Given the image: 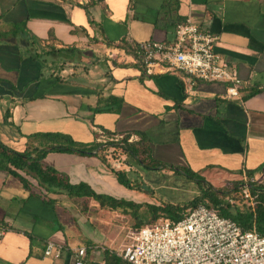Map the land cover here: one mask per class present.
<instances>
[{
	"label": "crops",
	"instance_id": "0c3cea01",
	"mask_svg": "<svg viewBox=\"0 0 264 264\" xmlns=\"http://www.w3.org/2000/svg\"><path fill=\"white\" fill-rule=\"evenodd\" d=\"M0 15L4 33L25 23L21 35L0 40V142L8 148L39 147L42 133L90 144L101 128L116 138L144 132L152 158L189 167L214 187L264 181V0H0ZM189 16L218 37L216 51L246 83L240 99L182 72L147 75L118 47L170 43ZM42 163L97 194L157 205L120 185L97 156L50 152ZM17 172L29 188L0 169V264H75L72 251L83 247L84 264H106L108 252L121 258L119 227L134 224L130 215L47 192ZM47 241L65 247L59 259L44 256Z\"/></svg>",
	"mask_w": 264,
	"mask_h": 264
},
{
	"label": "built area",
	"instance_id": "2783aa9c",
	"mask_svg": "<svg viewBox=\"0 0 264 264\" xmlns=\"http://www.w3.org/2000/svg\"><path fill=\"white\" fill-rule=\"evenodd\" d=\"M217 39L189 16L177 24L172 42L131 43L132 56L147 75L182 72L189 79L222 83L228 99H240L246 83L236 68L216 51ZM101 139L103 143L112 140L102 136ZM133 140V137L129 139ZM112 151L109 149V157ZM112 168L120 170L113 165ZM243 182L241 194L253 206L254 197L248 185L253 181L246 178ZM64 251L61 244L45 243V257L59 259ZM72 252L75 264H84L86 249ZM119 255L127 264H264V236L255 229L243 230L218 211L199 204L178 221L159 219L128 229Z\"/></svg>",
	"mask_w": 264,
	"mask_h": 264
},
{
	"label": "trees",
	"instance_id": "16d2710c",
	"mask_svg": "<svg viewBox=\"0 0 264 264\" xmlns=\"http://www.w3.org/2000/svg\"><path fill=\"white\" fill-rule=\"evenodd\" d=\"M12 25V30L9 33L0 31V40L6 39L9 35L17 37L23 33L25 28L24 22L14 23ZM118 47L128 54L134 53L133 45L128 41H121ZM29 54L32 59L40 60L37 53ZM254 93L255 91L252 92V94ZM8 117L9 112L5 111V122L8 120ZM101 132L99 134L94 132V141L90 144L76 142L70 135L63 133L35 134L44 144L35 147L29 143L27 148L22 152L12 150L0 142V169L8 171L17 177L24 188H29V182L17 172L18 170L33 177L38 185L47 192L64 194L71 198H93L101 206H105L111 211H120L122 214L130 215L134 220V227L149 225L159 219L178 221L185 213L197 207L199 204H205L208 208L218 211L222 217L233 220L243 230L255 229L259 234L264 236V181L260 183L254 181L248 184L250 193L254 197V205L252 206L241 194V187L244 185L242 180H232L228 181L222 187H214L200 176L199 173L189 167L175 166L152 158L149 139L144 132H125L120 134V139L117 140H115V136L118 135L117 132H112L104 128H101ZM101 135L106 139L112 140H106L103 143L101 140H98ZM133 135L137 138L129 141ZM111 148L113 149L111 157H116L121 153L131 158L136 165L144 170L167 169L176 174L184 175L198 185L200 194L190 202L181 205L171 203H161L159 205L150 203L137 204L132 201L117 200L108 195L97 194L85 183L73 185L69 182L66 175L42 163V160L50 152L75 153L82 156L94 155L115 175L120 185L126 189L136 190L153 196L147 188L134 182L124 170H115L112 168L108 160V156L110 155L109 149ZM248 176L251 177L250 172ZM106 264L127 263L114 253L108 252Z\"/></svg>",
	"mask_w": 264,
	"mask_h": 264
},
{
	"label": "rangeland",
	"instance_id": "374dc122",
	"mask_svg": "<svg viewBox=\"0 0 264 264\" xmlns=\"http://www.w3.org/2000/svg\"><path fill=\"white\" fill-rule=\"evenodd\" d=\"M108 160L116 169L124 170L134 182L147 188L153 194V198H155L158 205L161 203L181 205L190 202L200 194L198 185L182 174H176L168 170H144L136 165L131 158L121 153L116 157L108 156ZM122 226V228L119 227L120 244H122L121 242L124 243L128 229L135 228L131 222L128 221ZM120 244H118V247Z\"/></svg>",
	"mask_w": 264,
	"mask_h": 264
}]
</instances>
